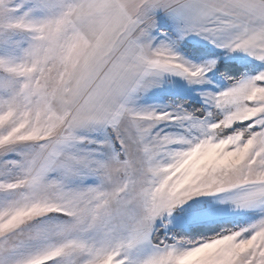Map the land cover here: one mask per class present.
<instances>
[{"label": "snow or ice", "instance_id": "1", "mask_svg": "<svg viewBox=\"0 0 264 264\" xmlns=\"http://www.w3.org/2000/svg\"><path fill=\"white\" fill-rule=\"evenodd\" d=\"M0 264H264V0H0Z\"/></svg>", "mask_w": 264, "mask_h": 264}]
</instances>
